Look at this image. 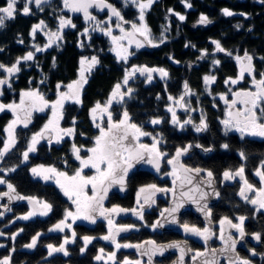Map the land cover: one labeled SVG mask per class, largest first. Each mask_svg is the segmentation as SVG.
<instances>
[{
	"label": "trees",
	"instance_id": "obj_1",
	"mask_svg": "<svg viewBox=\"0 0 264 264\" xmlns=\"http://www.w3.org/2000/svg\"><path fill=\"white\" fill-rule=\"evenodd\" d=\"M23 1L19 0L16 5L15 19L6 20L5 27L0 28V63L11 66L18 57H23L29 51L34 53L32 61L22 62L20 71L10 78L11 88L3 87V95H0V103L17 102L20 99L21 91L38 90L48 101H53L57 93V84L61 88L77 77L78 62L81 57L96 56L99 64L91 72L85 71L87 83L80 89L81 103L68 102L62 109V119L59 126L62 129L74 128L72 136H64L59 143L48 144L40 141L36 145V151L29 153V159L23 161L22 153L28 145L30 134L34 132L39 124L45 119V114L34 117L33 122L27 128L17 126L15 129L16 145L0 162V167L4 169L15 168L13 172H0V177L11 183L18 193L24 197H35L37 200L47 202L52 205V210L46 215H35L28 220L11 219L29 212L33 207L25 200L10 206V211L0 217V259L5 256L11 257V264H105L104 260H96L103 248L105 253L116 251L115 246L99 237L106 235V223L102 219H97L95 224L87 221H76L71 229L60 231H48L57 222L64 218L65 210H70L69 202L64 199L51 183L42 182L37 178H32L29 167L34 165L52 166L59 171L67 172L69 175L76 170V160L73 159L72 145L82 148V152L91 148L94 137L99 134L94 126L90 110L96 102L104 104L109 98L117 83H121L125 75V69L132 66H147L150 68H164L168 72V77L161 79L153 74V79L148 82L145 76L135 74L130 78L127 87L134 91L131 97L125 96L123 103H113L110 111L113 119L121 117L124 110L131 116L132 122L141 125L147 132L157 136L162 142L159 145L161 151L168 153L164 160L169 159L177 148H183L189 144L193 147L187 154L180 158L181 163L189 167H199L213 172L215 184L221 179L220 175L225 170L237 168V153L244 151L247 159L244 160V168L250 169L254 165L255 157L263 150L261 143L252 140L241 139L234 134H225L219 124L221 119L220 108H213L221 104L220 95H228L229 88L234 91L237 88L246 87L251 77L245 74L244 79L236 85L225 84L229 77L236 78L239 67L235 56L243 57L247 52L253 57L254 75L257 79L264 73V4L259 0H189L191 8H186L182 0H155L150 8L146 10L145 22L151 29L152 37L159 43L161 34L165 38L164 43H159L158 47H141L131 51L134 53L127 63L118 61L108 51V43L105 37L92 34L87 42H82L83 47L78 46V33L83 27L80 15H68L65 11H60L59 0H51L44 4L42 10L31 8L30 15H21ZM146 0H143V2ZM118 10L121 11L126 21H139V11L131 8V3L124 6L122 0H108ZM7 0H0V7L6 6ZM227 8L235 13L231 17L224 16L222 9ZM172 9L174 13L184 15L186 19L180 21L176 15L169 13ZM92 14L105 16V12L99 14L91 11ZM244 13L246 15H240ZM207 16L212 23L208 25L198 24L201 15ZM69 17L75 28L64 30L63 39L56 41L54 45L48 47L43 52H36L33 45L45 47V38L40 30L49 33L57 28L58 16ZM43 20L46 28L37 30L35 36L30 34L32 26ZM128 28H130V24ZM240 27L237 28L236 26ZM167 28V31L164 29ZM131 29V28H130ZM47 35V34H46ZM48 36V35H47ZM217 40L222 47L232 53L228 56L223 52H216L215 46L211 43ZM19 41H22L19 42ZM189 44V47H185ZM195 45V48L191 47ZM206 49L209 53L204 59H198L200 50ZM170 57L172 59H170ZM219 60L220 64L214 65L213 60ZM174 61H179L175 63ZM214 75L216 80L211 85L204 88L203 77ZM6 74L0 71V78ZM43 81V83H41ZM187 82L189 88L195 95L185 96L184 102L193 111L177 110V117L184 121L191 117L194 124L200 122L203 115L208 128L202 132L193 130V125H185L183 129L171 123V113L167 111L170 106L169 96L179 98L184 93V83ZM60 88V89H61ZM159 97V99H157ZM11 115L9 112H0V148L5 140V126L9 123ZM154 118L161 120L160 124L153 125L150 121ZM107 117H104L106 124ZM75 122V123H74ZM99 122V121H98ZM141 141L151 144V137L145 136ZM228 144L229 148L224 149L222 144ZM202 145L197 148L195 145ZM203 148H212L211 152L203 151ZM174 156V155H173ZM165 171L161 166L160 173L147 169H138L132 173L126 181V190L123 194L110 195L104 200V206L111 208L119 206L121 208L132 209L134 204L135 191L138 187L156 184L159 188L170 189V177H160ZM90 174V170L85 171ZM173 180V179H171ZM6 185H0V192ZM215 203L209 208L212 225L223 217H228L233 221L238 216H245L244 223L246 235L260 233L261 240L258 242H246L244 247L237 253L242 258L249 259L252 264H264V259L259 255L264 253V216L261 213H253L252 208L245 202L237 199V188L235 184H216ZM169 192H161L155 198V203L143 211V220L138 217H117V225H134L127 233L117 236L119 243L137 244L145 240H152L162 243L171 240L184 239L188 248L195 251L204 249V241L199 237L185 234L181 225L188 223L199 228L204 225L188 214L179 217V229L176 231H155L152 225L166 205L169 199ZM1 204V203H0ZM68 223H71L68 221ZM23 229V231H20ZM72 231H75V241L65 245L68 255L62 252L48 255L47 245L51 244L59 247L64 242L65 237L71 239ZM213 231H215L213 229ZM19 232L15 240L12 235ZM40 233L35 248H25L24 245L31 243L32 237ZM83 236L95 237L84 252ZM212 242L214 239L211 240ZM209 241V245L213 246ZM14 249V251H13ZM254 250L258 255H251ZM193 253L191 252V255ZM127 257L130 260H137V255L132 248H121L116 252L117 264ZM171 257H165L154 261V264H166ZM111 264V261H108Z\"/></svg>",
	"mask_w": 264,
	"mask_h": 264
},
{
	"label": "snow or ice",
	"instance_id": "obj_2",
	"mask_svg": "<svg viewBox=\"0 0 264 264\" xmlns=\"http://www.w3.org/2000/svg\"><path fill=\"white\" fill-rule=\"evenodd\" d=\"M51 0H24V5L20 10L21 15H30L31 8L30 5L34 4L37 9L42 10V5L50 3ZM124 6H128L129 3L136 6L139 10V24L136 22L126 21L113 4L108 3V0H62L63 10H67L71 13H82L83 19L86 24H91V31H101L103 35L110 38L112 47L110 51L114 52L118 61L128 62V59L132 53L130 48L133 43L137 49L144 47L145 44L151 47H158L159 43H164L165 38L163 33L159 43L152 37L151 29L145 22V13L148 8L155 2V0H122ZM260 3L264 4V0H259ZM19 0H7L6 6L0 7V28L5 27L6 20L15 19V13L17 11L16 5ZM186 8H191L192 4L189 0H182ZM90 9H96L97 11L103 12L105 9L108 11V17L105 21H100L95 15H93ZM169 13L176 15L180 21H184L186 17L179 13H174L172 9L168 10ZM222 14L227 17L233 16L231 10L224 8L222 9ZM240 15H246L240 13ZM116 18L115 27L119 29L121 35H113V29L111 27L112 18ZM59 20L57 30L53 32L46 33L48 35V44L45 47H40L38 45H33L36 52H43L46 48L51 47L56 41L62 40V31L66 27L75 28L76 25L72 23L70 18L65 16H58ZM198 24L208 25L212 21L205 15H201L197 21ZM108 25L107 27H102V25ZM124 24H130L131 30H126L123 27ZM46 24L41 20L38 24L32 26L30 34L35 36L37 30L46 28ZM237 28L240 26L237 25ZM89 28H84L81 35H88ZM167 31V28L164 29ZM137 36L142 37L143 40L137 39ZM127 41V44L124 42ZM22 43V41H19ZM211 43L215 46L216 52H223L228 56H232V53L227 51L222 47L221 43L217 40H212ZM83 47L81 43L78 45ZM189 44H185V47H189ZM195 48V45H191ZM0 51H3L0 48ZM200 56L198 59H204L209 55L206 49L200 50ZM34 59V53L29 51L23 57H18L15 63L11 66H6L0 63V71L6 74L5 77L0 78V95H3V87L6 85L11 88L10 78L18 73L21 69L19 65L22 62L32 61ZM170 59H172L170 57ZM234 59L237 61L240 71L236 78L229 77L225 80V84L236 85L244 79L245 74L251 77V89L249 90H237L232 92L229 88V92H232L233 98L229 100L226 95L221 94L220 99L227 105V118L221 121L224 126L225 134L229 131H235L240 134V138L245 137H260L264 138V73L260 74V78L257 79L254 75L253 57L247 52L244 53L243 57L235 56ZM179 63V61H174ZM80 71L79 79L69 83L65 87L67 91L61 92V85L57 84V99L54 101H48L45 99L44 95L38 90H28L21 91L19 102L12 103H0V112L5 110L10 111L14 117L13 120L9 122L4 131L7 133V138L3 141V147L0 148V162L4 160V157L12 148L16 145V134L15 129L18 125H22L27 128L32 122V116L34 112H44L46 109H50L51 117L48 119L47 123L43 125L40 131L34 133L27 145V150L22 153L23 161L29 159V153L36 151V145L40 143L42 139H46L49 143L52 142L53 134L55 133V140L57 143L63 138V135L72 136L74 134V128L62 129L59 126V121L62 119V109L64 103L67 100H72L75 103H81L80 100V89L84 83H87L85 78V71L91 72V70L99 64V59L96 56L82 57L79 61ZM214 65H219V60H213ZM86 66V67H85ZM139 73L141 76H145L148 82L153 79V74L158 73L161 79L168 77V72L164 68H150L147 66H132L130 69H125V75L123 77L122 84L127 86L130 78L135 74ZM216 80L214 75H205L203 77L204 84L206 86L211 85ZM43 83V81H41ZM122 84L117 83L113 91L110 93L109 98L101 104L99 101L96 102L95 106L90 110V115L93 120L94 126L98 129L99 134L94 137V146L86 149V156H81L82 148L77 147L75 144L72 145V153L77 161H79V167L75 170L72 175L67 172L59 171L57 168L49 166L45 167L40 165L31 169L33 176H39L41 179L48 181L54 180L57 187L60 188L64 196H66L72 204L75 206V211L65 210L64 218L55 224L49 231H60L63 232L65 229H71L72 224H74L78 219L86 220L91 224H95L97 217H103L108 224V234L99 237V239L109 241L114 246L116 251L105 253V250L101 248L99 250L100 254L95 257L96 260H104L105 264L111 261V264H117L116 252L121 248H135L141 257L147 256V264H153V257L156 255H163L168 249L179 250V258L176 264H184V258L186 253L192 252L193 264L200 257H205L203 264H219L218 255H224L230 253V256L225 258L228 260V264H252V262L247 258H242L236 252V245L238 240L229 231L226 234L225 226L228 229H234L238 234L240 239H243L246 235L244 229V223L247 219L245 216H238L236 220L238 223H234L228 217H223L219 220V234H217L210 227L211 221V211L208 209L207 197L208 192L203 190V187L212 188L213 186V172L211 170H205L201 168H189L186 167L180 161V157L187 154L188 151L193 147L189 144L183 148H177L175 155L166 160L168 165L172 166V170L165 175L173 177V184L176 185L179 182V196L177 197L176 188L172 189L159 188L156 184H149L142 186L137 191L136 203L138 207L132 209L121 208L119 206H113L111 208H106L104 206V200L107 198L109 190L113 186H119L121 192L125 191V185L127 181V176L134 167L136 163L145 162L152 165L157 173L161 171V162L164 161L168 153L160 150L159 145L162 142L157 136L152 133L147 132L143 129L141 125L132 122L131 116L127 110H124L121 117L117 120L113 119V113L110 111L113 103H123L124 97H131V93L134 91L131 87H127L126 91H122ZM184 93L179 98H174L169 96L168 99L173 102L174 105H178L185 111H193L187 102H184L185 96L195 95L189 88L187 82L184 83ZM207 90V89H206ZM159 99V97H157ZM238 105L240 107H238ZM167 111L171 113V123L174 126H178L183 129L185 125L192 124L196 132H202L207 130L208 125L205 117L202 115L200 122L194 124L191 117L181 121L176 114L175 108L169 106ZM107 117L106 124L104 123V117ZM99 121V122H98ZM75 123V122H74ZM151 124L157 125L161 123V120L154 118L150 121ZM151 137L152 143L146 144L141 141L142 137ZM197 148H202V145H195ZM222 148L228 149V144H222ZM205 152H211L212 148H203ZM239 157L241 160H246L247 157L244 151H240ZM85 169L94 170V174L88 175ZM15 168L4 169L0 167V172H13ZM201 172L206 173L207 179H200L194 183L196 177H200ZM195 175H192V174ZM254 175L259 178L260 187L257 188L253 183H250L245 176V168L241 165L236 170H225L222 174L223 180H235L237 177L242 182L238 195L245 202L253 205L257 212L264 209V161L261 162L259 168L255 170ZM0 184L6 185L8 191L0 192V199L7 197L9 202L13 200H25L27 199L30 205H39V208L33 207L26 215L17 217V219L28 220L31 217L39 214L46 216L51 210L52 205L37 200L35 197H24L16 193L15 187L8 183L5 179L0 177ZM187 188V190H185ZM171 191L174 197V206L172 208H166L161 213L162 220H157L155 224L152 225L153 230L157 227H163L165 222L177 223V218L175 213L183 207V202L189 200L192 203L197 204L198 211L204 212L206 219H209V226L204 228H199L194 225H189L188 223H183L181 227L183 228L185 234H190L192 236L199 237L204 241L205 251H195L192 249H186L180 242H171L168 244L158 245L155 241H146L144 244H130V243H119L117 241V236L121 232H127L131 230L134 225H117L114 217L120 213L131 212L133 215L137 216L139 219L143 220V208L145 205L155 203L152 197L157 192H169ZM144 193L145 196L143 201H141V194ZM193 193H199L198 198L193 195ZM213 194L218 196L219 193L213 190ZM254 194V195H251ZM201 201H205L201 204ZM6 211H10L6 207ZM167 213V216H165ZM3 213H0L2 216ZM169 217L171 218L169 220ZM69 219L71 223H68ZM20 231H23L21 229ZM4 233L0 232V236ZM19 235V232L12 235L11 239L15 240V237ZM41 234L37 233L32 237L31 243L24 245L25 248H35L37 240ZM216 237L220 240L223 247L216 249L209 246V241ZM76 233L72 231L71 239L65 237L64 242L55 247L51 244L47 245L48 255L52 256L53 253L62 252L65 256L68 255V251L65 247L68 243L75 241ZM95 237L83 236L82 240L84 246L81 247L80 251L84 252L87 245L92 242ZM253 239L256 241L261 240L260 233H253ZM145 244L150 247H145ZM3 247V245H0ZM14 251V249H13ZM251 255H258L254 250H250ZM209 253H211L212 259H207ZM262 259H264V253L259 254ZM0 264H11V257L5 256L0 259ZM119 264H144L141 259L130 260L127 257L120 261Z\"/></svg>",
	"mask_w": 264,
	"mask_h": 264
},
{
	"label": "water",
	"instance_id": "obj_3",
	"mask_svg": "<svg viewBox=\"0 0 264 264\" xmlns=\"http://www.w3.org/2000/svg\"><path fill=\"white\" fill-rule=\"evenodd\" d=\"M109 3V2H108ZM90 10H96V9H90ZM106 12L108 13L107 9H105ZM80 15L83 16L82 13H78ZM115 18V17H113ZM155 75L159 76L158 73H154ZM78 80V79H77ZM76 81V80H75ZM42 141H47L46 139H42ZM186 166V165H185ZM186 167H189V166H186ZM189 168H199V167H189ZM138 169H147V170H150V171H156L152 165L150 164H147L145 162H140V163H136L134 165V167L132 169H130L129 173H128V176L127 178L132 174L134 173L136 170ZM192 175H195L194 173ZM207 179L206 177V173L205 172H201L200 174V177H196L195 180H194V183L200 179ZM175 187L176 188V192H177V197L179 196V192H180V188H179V182H177L176 185L171 184V189ZM203 187V190L208 192L209 195L207 197V204H208V209L215 203V195L213 194V190L215 191V184H214V180H213V186L212 188H207V187ZM125 189H126V185H125ZM185 190H187V188H185ZM8 190L6 191H2V192H7ZM125 191L121 192L119 190V186H113L109 192H108V196L110 195H119V194H123ZM160 194V192H157L153 197L152 199L154 200L158 195ZM193 195H195L197 198L199 196V193H193ZM145 194H143L141 196V200H143ZM19 200H13L11 202H9L8 198L7 197H3L2 199H0V213H4L6 210V207L9 208L10 206L18 203ZM205 201H201L200 203L203 204ZM150 205V204H149ZM149 205H145L144 208H147ZM174 206V197H173V194L172 192H170V197L168 199V201L166 202V205L163 207V209L160 211L159 215L156 217L155 221H154V224L157 220H162V217H161V213L163 212L164 209L166 208H172ZM198 206L197 204L195 203H192L191 201L189 200H185L183 202V207H181L176 213H175V216L177 218V223H170V222H165L164 223V226L163 227H157L155 230L156 231H176L177 229H179V217L183 214H188L190 216H192L193 218H195L196 220H198L200 223H202L204 226H209V219H206V216H205V213L204 212H201V211H198L197 210ZM263 212H264V209H263ZM165 216H167V213H165ZM1 217V216H0ZM101 217H97V219H99ZM171 218L169 217V220ZM88 222V221H87ZM89 223V222H88ZM210 227H211V224H210ZM225 231H226V234L231 230L227 228V226H225ZM128 232V231H127ZM127 232H121L119 233L120 234H123V233H127ZM247 239V236L245 235V237L243 239H240V237L238 236L237 237V240H238V243L236 245V252L243 247V244H244V241ZM146 241H150V240H145V241H142L140 243H137V244H144ZM152 241V240H151ZM171 242H180L182 244V246H184L186 249H188V244H187V241L184 240V239H178V240H171V241H166V242H162V243H156L158 245H163V244H168V243H171ZM145 247H150L149 245L145 244ZM223 247V245L221 244V242H219V244L213 248H216V249H219ZM133 252L137 255V257L139 259H141L145 264H147V256H144V257H141L139 255V253L137 252V250L135 248H132ZM205 251V250H203ZM202 251V252H203ZM179 250L177 249H168L164 252V254L161 256V255H156L153 257V264H154V261H157V260H161L165 257H171V260L166 263V264H176V262L178 261V258H179ZM231 254L230 253H227V254H224V255H218V259H219V264H221L222 262H228V260L225 258L226 256H230ZM205 259V257H200L197 259V261L195 262V264H203V260ZM207 259L211 260L212 259V256H211V253H209ZM184 264H193V261H192V258H191V253H186L185 255V258H184Z\"/></svg>",
	"mask_w": 264,
	"mask_h": 264
},
{
	"label": "rangeland",
	"instance_id": "obj_4",
	"mask_svg": "<svg viewBox=\"0 0 264 264\" xmlns=\"http://www.w3.org/2000/svg\"><path fill=\"white\" fill-rule=\"evenodd\" d=\"M59 2H60V11H65V12H67L68 13V15L70 16V15H72V14H74V13H71V12H69V11H67V10H63V4H62V0H59ZM144 2H146V1H144ZM23 5H24V1H23ZM32 8H36L35 7V5L34 4H32V5H30ZM43 6V5H42ZM41 6V7H42ZM131 8H133L134 10H137V11H139L138 10V8L136 7V6H134V5H132L131 4ZM37 9V8H36ZM38 10V9H37ZM95 12L96 13H100L101 11H97V10H95ZM104 12L106 13L105 14V16H102V17H100V15H97V14H93V15H95L96 17H97V19L98 20H100V21H105V20H107V17H108V13L106 12V10H104ZM75 14H77V13H75ZM78 15H80V14H78ZM80 17H81V20H82V23H83V27H82V29L79 31V33H78V36H79V38H78V45H80L82 42H87V40H88V38L90 37V35H92V34H96V35H100V36H102V37H105V39L107 40V43H108V51L115 57V59L117 60V58H116V56H115V54H114V52H112V51H110V48L112 47V45H111V41H110V38L109 37H107V36H105V35H103V33L101 32V31H95V32H93V31H91V27H92V25L91 24H86L85 23V21H84V19H83V16L82 15H80ZM66 18H69V17H66ZM132 22H135V21H132ZM58 23H59V20H57V26H58ZM137 24H139V21H137L136 22ZM115 24H116V18H112V21H111V27H112V29H113V35H117V36H119V35H121V33L119 32V29H117L116 27H115ZM108 25H102V27H107ZM86 27H88L90 30H89V34L88 35H81L80 33H82L83 32V30H84V28H86ZM123 27H125V29L126 30H131L130 28H128L129 27V25H127V24H124L123 25ZM69 29H72L71 27H66V28H64L63 29V31L64 30H69ZM57 30V28L55 29V31ZM62 31V32H63ZM40 32H41V34L44 36V37H46L45 38V45H47L48 44V36L45 34V32H43V30H40ZM137 39H139V40H143V38L142 37H139V36H137ZM125 44H127V41H125L124 42ZM55 44V43H54ZM54 44H52V45H54ZM148 45L147 44H145V46L144 47H147ZM135 49H137L136 48V46H135V43H133V45H132V47L130 48V51H133V50H135ZM82 58V57H81ZM80 58V59H81ZM80 59H79V61H80ZM121 62H123V61H121ZM86 67V66H85ZM238 67H239V65H238ZM130 69V68H129ZM79 71H80V63L78 62V70H77V77L76 78H79ZM239 71H240V67H239ZM138 74V73H137ZM238 74H239V72H238ZM238 74H237V76H238ZM236 76V77H237ZM123 81V80H122ZM73 81H71L70 83H72ZM69 83H67L66 85H68ZM121 84H122V82H121ZM65 85V86H66ZM65 86H63L61 89H60V91L61 92H65V91H67V88L65 87ZM204 88L205 89H207V86L204 84ZM124 89V86H123V84H122V89L121 90H123ZM229 94H231L232 92H228ZM57 99V93H56V97H55V99L54 100H56ZM53 100V101H54ZM219 100L221 101V102H223L220 98H219ZM19 102V100L16 102V103H18ZM68 102H73L72 100H67L65 103H68ZM64 103V104H65ZM8 104V103H7ZM170 106H173L174 108H175V111L177 112V110H179V111H183V108H181V107H179L178 105H174L173 104V102L172 101H170ZM5 111H7V110H5ZM7 112H9L10 113V115H11V118H10V121L11 120H13L14 119V117H13V115H12V113L10 112V111H7ZM39 114H45V119L39 124V126H38V128L34 131V132H32L31 134H30V137H29V140H28V143H29V141H30V139H31V136L34 134V133H36V132H38V131H40V129L43 127V125L45 124V123H47V121H48V119L51 117V111H50V109H46L44 112H34L33 113V116H32V122H33V119H34V117H36V116H38ZM224 119H226L225 118V116H223L221 119H220V125H221V128H222V131L225 133V131H224V126L221 124V121L222 120H224ZM9 121V122H10ZM31 122V123H32ZM30 123V124H31ZM9 124V123H8ZM7 124V125H8ZM7 125L5 126V128L7 127ZM18 126H22V125H18ZM193 130L195 131V129H194V127H193ZM5 132V131H4ZM233 132H235V131H229L228 133H233ZM64 136H66V135H63V137ZM7 138V133L5 132V139ZM46 143H48V144H56L57 142H56V140H55V133L53 134V138H52V142L51 143H49V141L47 140V141H45ZM94 146V140H93V142H92V146L91 147H93ZM27 150V146H26V149H25V151ZM72 155H73V153H72ZM87 155V153H86V151L84 150L83 152L81 151V156H86ZM173 155H175V152H174V154ZM172 155V156H173ZM171 156V157H172ZM22 157H23V155H22ZM170 157V158H171ZM73 159H75V157H74V155H73ZM76 160V159H75ZM77 161V160H76ZM162 164H163V166L165 167V171L162 173V174H160V177H170V180H169V184L171 185V183H172V180L171 179H173V177L172 176H169V175H165V173H168V172H170L171 170H172V167L170 166V165H168L167 163H166V160H164V161H162L161 162ZM39 165H34V166H30L29 167V172H30V175L32 176V178H37V179H39L40 181H42V182H46V183H51L54 187H55V189L60 193V195L64 198V199H66L68 202H69V204H70V206H71V211H75V206L72 204V202L66 197V196H64V194H63V192H61V190H60V188L59 187H57V185H56V183L54 182V180H48V181H45V180H43V179H41L39 176H33V174H32V172H31V169L32 168H34V167H38ZM45 167H48V166H45ZM79 167V161H77L76 162V169ZM86 170H88V169H85V171ZM91 172H90V174H88V175H92V174H94V170H91V169H89ZM75 172V171H74ZM74 172H72L70 175H72ZM1 185V184H0ZM142 187V186H141ZM140 187H138L137 189H136V191H135V196H134V204H133V207L132 208H134V207H138V205H137V203H136V200H137V191H138V189H139ZM170 188V187H169ZM6 190H8L7 189V186H4L3 187V189L1 190V191H6ZM144 193H142L141 194V196L143 195ZM141 201H143V200H141ZM108 208V207H107ZM149 208V207H148ZM148 208H146L147 210H148ZM146 209H143V211L144 210H146ZM146 210V211H147ZM6 212H8V211H5L3 214H5ZM28 212H26V213H24V214H21V215H18V216H14V217H12L11 219L13 220V219H17V217H20V216H23V215H26ZM125 216H129V217H135V215H133L131 212H128V213H120L119 215H117V216H115L114 217V219L115 218H117V217H125ZM137 217V216H136ZM99 219H102L103 221H105V223H106V234H108V224H107V221L103 218V217H101V218H99ZM69 221L71 222V220L69 219ZM77 221H86V220H82V219H78ZM58 223V222H57ZM56 223V224H57ZM216 224V226L217 225H219V223L217 222V223H215ZM53 227V226H52ZM51 227V228H52ZM50 229V228H49ZM49 229H48V231H49ZM219 229H220V225H219V228H218V230H217V233H219ZM218 236V235H217ZM252 236V235H251ZM138 259V258H137ZM145 264V263H144Z\"/></svg>",
	"mask_w": 264,
	"mask_h": 264
},
{
	"label": "flooded vegetation",
	"instance_id": "obj_5",
	"mask_svg": "<svg viewBox=\"0 0 264 264\" xmlns=\"http://www.w3.org/2000/svg\"><path fill=\"white\" fill-rule=\"evenodd\" d=\"M249 89H251V80H250V82H249V84H247V86L246 87H243V88H237V89H235L234 91H232V92H235V91H237V90H249ZM227 98L229 99V100H231L232 98H233V96H232V93L231 94H228L227 95ZM238 107H240L239 105H238ZM213 108H220L219 110H220V115H221V118L223 117V116H225V118H227V111H228V109H227V105H225V103L224 102H221V104H219L218 106H213ZM219 122H220V120H219ZM220 124V123H219ZM221 126V125H220ZM222 129V128H221ZM230 134H234V135H236V136H238L239 138H240V134L239 133H237V132H233V133H230ZM244 139H247V140H252V141H255V142H259V143H261V146H262V151L255 157V160H254V165H253V167L252 168H250V169H245V176H246V178L249 180V182L250 183H253L257 188H259L260 187V181H259V178L258 177H256L255 175H254V173H255V170L257 169V168H259L260 167V165H261V162L262 161H264V138H260V137H245ZM237 168H239L241 165H243V166H245L244 165V160H241L240 159V157H239V154L237 153ZM237 168H235L234 170H236ZM233 170V171H234ZM222 174H223V172L221 173V175H220V180L216 183V184H218V186L219 185H222V184H235L236 185V188H237V194H236V196H237V199L238 200H241V201H243V202H245L244 200H242L241 198H240V196L238 195V193H239V190H240V187H241V184H242V182L239 180V178L237 177L235 180H229V181H225V180H223V176H222ZM214 183H215V181H214ZM216 184H215V187H216ZM215 192H216V190H215ZM251 195H254V194H251ZM215 197H216V195H215ZM245 203H247V202H245ZM251 208H252V210H253V213H261L263 216H264V212H263V209L261 210V211H259V212H257L256 210H255V207L253 206V205H251V204H249V203H247ZM218 223H219V220L217 221ZM216 222V223H217ZM233 222L234 223H238V221L236 220V218H234L233 219ZM211 228H212V230L214 229L215 231V233L218 235L219 233H217V230H218V228H219V225H217L216 226V224H213L212 226H211ZM231 234L234 236V238L235 239H237V237L239 236V234L234 230V229H231ZM247 236V239L244 241V244H243V247H244V245H245V243L246 242H253L255 239H253V235L251 236V235H246ZM213 239H214V241L212 242L211 240H210V242H212V244H214L213 246H210L211 248H213V247H215V246H217L218 244H219V242H220V240L219 239H217L215 236L213 237ZM242 247V248H243ZM242 248H240V249H242ZM239 249V250H240ZM203 250H205V244H204V249ZM202 250V251H203ZM238 250V251H239ZM237 251V252H238ZM139 259V258H138ZM221 264H228V262H222Z\"/></svg>",
	"mask_w": 264,
	"mask_h": 264
}]
</instances>
